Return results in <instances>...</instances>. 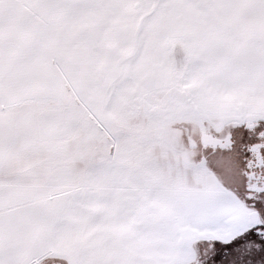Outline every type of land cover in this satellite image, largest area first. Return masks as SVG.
I'll return each mask as SVG.
<instances>
[{
	"label": "snow or ice",
	"instance_id": "obj_1",
	"mask_svg": "<svg viewBox=\"0 0 264 264\" xmlns=\"http://www.w3.org/2000/svg\"><path fill=\"white\" fill-rule=\"evenodd\" d=\"M0 264H264V0H0Z\"/></svg>",
	"mask_w": 264,
	"mask_h": 264
}]
</instances>
